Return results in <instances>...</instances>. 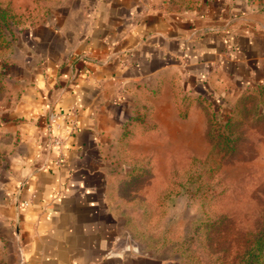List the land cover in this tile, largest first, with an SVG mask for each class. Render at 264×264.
Returning <instances> with one entry per match:
<instances>
[{
	"label": "crops",
	"instance_id": "1",
	"mask_svg": "<svg viewBox=\"0 0 264 264\" xmlns=\"http://www.w3.org/2000/svg\"><path fill=\"white\" fill-rule=\"evenodd\" d=\"M55 12L6 53L0 243L14 264H171L131 250L105 153L145 102L174 112L179 78L236 100L264 85V0H61Z\"/></svg>",
	"mask_w": 264,
	"mask_h": 264
},
{
	"label": "rangeland",
	"instance_id": "2",
	"mask_svg": "<svg viewBox=\"0 0 264 264\" xmlns=\"http://www.w3.org/2000/svg\"><path fill=\"white\" fill-rule=\"evenodd\" d=\"M60 1L0 0V105L9 95L10 40L19 44ZM186 1L200 0L174 3ZM176 82L177 98H195L185 117L164 98L145 102L141 122L123 127L106 151L107 201L133 252L171 264H264V254L248 252L264 237V85L236 100ZM211 124L222 134H210ZM0 264H14L2 243Z\"/></svg>",
	"mask_w": 264,
	"mask_h": 264
},
{
	"label": "trees",
	"instance_id": "3",
	"mask_svg": "<svg viewBox=\"0 0 264 264\" xmlns=\"http://www.w3.org/2000/svg\"><path fill=\"white\" fill-rule=\"evenodd\" d=\"M192 3H190V1H186V3L185 4H178V7H185V8H189V7H191L192 5H191ZM6 12H7V9L6 8H0V15L3 17L4 15H6ZM9 15V14H8ZM0 39H1V34H0ZM3 74H1L0 76H2ZM262 90H264V86H263V89ZM174 95V96H173ZM244 95H246V94H244ZM172 96H173V100H174V104L176 105V109H177V111H178V115L180 116V117H185V115H186V109L188 108V106H190L192 103H193V101L195 100V98L193 97V96H183V97H181V98H177L176 96H175V94H173L172 93ZM201 97H203V96H201ZM243 97V95H241L239 98H242ZM199 97H197V99H198ZM205 98V97H204ZM144 117H143V115L142 116H140L139 114H137L136 116H134V117H132L131 118V120L127 123V124H125L123 127H125V126H127V125H129V124H131V123H135V122H141V119H143ZM213 124V123H212ZM212 124L209 126V130L211 129V132H210V134L212 133V130L214 129L213 127H212ZM122 127V128H123ZM212 127V128H211ZM122 128H121V130H122ZM120 130V131H121ZM119 131V132H120ZM213 132H215V133H221V132H219V129H217V130H213ZM222 134V133H221ZM262 241H264V237L262 238V236L261 237H259V238H257L255 241H254V246H253V250H252V247L250 248V250L248 251L249 252V254H252L253 255V259L255 258V255L256 256H259L260 254H264V250H263V248H261V244H262ZM261 249H262V251H261ZM257 258V257H256Z\"/></svg>",
	"mask_w": 264,
	"mask_h": 264
},
{
	"label": "built area",
	"instance_id": "4",
	"mask_svg": "<svg viewBox=\"0 0 264 264\" xmlns=\"http://www.w3.org/2000/svg\"><path fill=\"white\" fill-rule=\"evenodd\" d=\"M59 142H60L59 138H55L54 143L59 144ZM61 157H62L61 153H59L58 158L55 160V164H59L60 163Z\"/></svg>",
	"mask_w": 264,
	"mask_h": 264
}]
</instances>
